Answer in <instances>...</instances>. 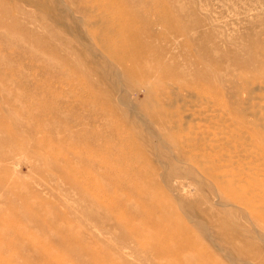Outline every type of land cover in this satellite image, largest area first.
<instances>
[{
	"label": "rangeland",
	"instance_id": "obj_1",
	"mask_svg": "<svg viewBox=\"0 0 264 264\" xmlns=\"http://www.w3.org/2000/svg\"><path fill=\"white\" fill-rule=\"evenodd\" d=\"M0 2V264H264V0Z\"/></svg>",
	"mask_w": 264,
	"mask_h": 264
},
{
	"label": "bare ground",
	"instance_id": "obj_2",
	"mask_svg": "<svg viewBox=\"0 0 264 264\" xmlns=\"http://www.w3.org/2000/svg\"><path fill=\"white\" fill-rule=\"evenodd\" d=\"M1 2H3V1H1ZM1 2H0V4H1ZM5 2H6V1H5ZM3 4H4V3H3ZM3 4H1L0 6L4 7V12H5V14H6V15H10V9H8L9 7H7V6L4 4V5L6 6V7H5ZM2 7H1V9H2ZM2 10H3V9H2ZM132 37H133V36H132ZM131 39H132V38H131ZM133 39L135 40V44H136V43H141V42H140V38H139V36H135V38H133ZM133 39H132V40H133ZM134 40H133V41H134ZM130 42H131V41H130ZM138 48H139V47H138ZM139 53H140V54L142 53V57L145 56V52H139ZM131 54H132V53H131ZM131 57H132L134 60L137 61L136 58H137L138 56H137L136 53L132 54ZM126 58H127V57H126ZM126 58H125V59H126Z\"/></svg>",
	"mask_w": 264,
	"mask_h": 264
}]
</instances>
